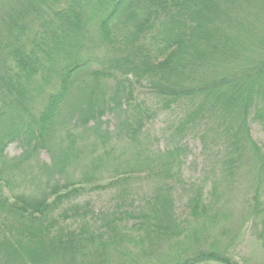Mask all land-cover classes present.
I'll list each match as a JSON object with an SVG mask.
<instances>
[{
	"label": "trees",
	"instance_id": "trees-1",
	"mask_svg": "<svg viewBox=\"0 0 264 264\" xmlns=\"http://www.w3.org/2000/svg\"><path fill=\"white\" fill-rule=\"evenodd\" d=\"M260 3L264 0H15L1 6L0 264H107L110 257L114 264H142L124 251L132 242L124 228L128 220L129 228L142 232L138 243L147 245V258L151 253L159 257L153 253L156 245L177 244L180 237L187 236L183 220L174 212L173 191L179 178L172 168L180 163L186 151L182 140L189 135L198 140L203 154L215 150L216 163L224 165L230 176L245 166L247 171L256 172L250 208L262 211L259 189L264 155L249 134L250 119L264 126V34L261 37L254 24ZM92 21L97 30L94 43L102 49L104 59L107 57L106 76L120 73L127 85L119 82L112 101L101 100L103 108L81 114L73 124H96L106 112L121 113V137L127 143L136 141L145 121L154 114L142 111L135 102L130 104L128 87L139 79L146 81L160 111L177 112L176 125L167 135L177 138L178 143L154 152L139 150L149 152L159 162V171L147 173L161 179L143 202L146 211L123 209L122 190L118 196L123 203L108 212L94 213L85 203L70 204L55 213L61 203L87 190L84 185L88 180L96 179L91 171L102 164L101 156L87 163L88 170L71 183L61 182L66 158L52 154L46 166L52 181L38 196L10 195V191L5 195L3 191V186L13 184L2 177L7 168L4 151L9 144L24 145L28 153L8 168L20 167L37 151L52 148V127L73 79L96 60L80 39ZM150 45L155 46L156 54L150 53ZM33 94L45 96L35 114L28 102ZM146 163L135 159L122 175L89 189H121L131 176L148 167L143 166ZM211 170L201 183H182L189 192L186 223L210 222L211 202L218 199L217 186L211 182L206 195L202 185ZM68 220L77 225L63 226ZM211 263L238 264L227 248L219 251L218 247L192 249L184 256L158 260V264Z\"/></svg>",
	"mask_w": 264,
	"mask_h": 264
},
{
	"label": "rangeland",
	"instance_id": "rangeland-1",
	"mask_svg": "<svg viewBox=\"0 0 264 264\" xmlns=\"http://www.w3.org/2000/svg\"><path fill=\"white\" fill-rule=\"evenodd\" d=\"M14 1L0 0V9L1 6L5 5V8ZM256 9L259 12H255L256 20L254 24L256 25V31L261 33L262 37L264 34V4L260 3V6ZM86 14H89V11H86ZM83 31H85V36L80 38L81 43L96 60L93 59L94 61L87 64L86 68L73 79L69 94L60 106L59 115L53 124L50 138L52 146L50 150L52 152L45 149L39 150L24 161L20 167L8 168L9 165L17 161V158L24 157L28 153V149H25L24 145L9 144L4 151V162L7 168L2 177L13 184L8 188L3 186V191L5 195L10 191V195L38 196L40 190L45 189L47 182L52 181V173L46 168L50 164L52 154L54 156L61 154V157L66 158L61 182L71 183L80 180L82 174L88 170L87 163L92 160L95 161L101 156L103 158L102 164L91 171L96 175V179L88 180L89 183L84 185L87 190H83L78 197L61 203L55 213L60 212L67 205L82 206L85 203L94 213L108 212L112 206L121 204L123 201V209L127 211L136 209L146 211L147 206L143 202L153 188L161 184V179L155 174L147 173L148 171H159V162L154 161L149 152L139 153V150L154 152L178 143L177 138H171V135H167L170 129L176 125L174 122L177 112L174 109L168 112L160 111L158 109L159 104L152 99L147 91L146 81L139 79L128 87L132 99L130 104L133 105L135 102L142 111L147 109L149 112L153 111L154 114L150 120L145 121L136 141L127 143L121 137L120 132L123 133V126L118 124V120L122 118L121 113L106 112L100 120L96 121V124H93V121L84 124H73V119L78 116L81 117V114L84 115L90 111L96 112L103 108L105 103H101V100L103 102V99H105L107 103L112 101V98L116 95V90H118L119 82L124 86L127 85L126 79L120 73L117 76L114 74L112 77L106 76L108 61L107 57L104 59L105 54L101 52L102 49L95 44L97 41L95 23L92 21ZM154 47L150 45L149 51L156 54ZM109 71L113 73L112 69ZM132 79L128 77L127 80L132 81ZM54 91L51 88V92ZM44 100L45 96L39 97L33 94V99L28 101L32 114L41 110ZM249 134L252 141L256 143L264 155V126L250 119ZM182 145L185 146L186 151L180 157L177 168H172L173 174L177 173V178H179V182L174 187L173 202L174 212L183 220L187 236L180 237L177 240L179 244L164 242L156 245L153 253L156 252L160 256L151 253L150 257L147 258L144 253L148 248L147 245L143 247L138 243V238H141L143 234L141 231L129 228L131 222L128 220V223L124 222V228L127 229L126 233L132 237V242L128 247L129 249L126 248L127 244H122L126 248L124 251H129L128 257L137 258L142 264L144 262L145 264L149 262L158 264V260L177 254L184 256L192 249L218 247L219 251L227 248V254L238 264H264V177L259 189V202L262 211L255 212L251 210L250 205L256 172L250 169L247 171L245 166L234 171L232 173L235 175L234 177L230 176L224 165L219 166L218 162L216 163L213 157L215 150L208 154L201 152L198 140L195 139L194 135L185 137L182 140ZM207 155L212 157L206 160ZM249 158L248 160L251 161L252 156ZM135 159H142L143 162H147L143 166L148 167L141 173H135L131 176L127 185L121 189L112 187L89 189L92 185H104L112 176L122 175L123 170H128ZM249 164H252V162ZM209 168L214 170L206 174L208 181L201 185L207 195L210 183H215L218 198L215 202H211L213 209L208 216L210 222L201 224L200 222L188 220L186 223L185 201L189 192L183 184L203 182L205 173ZM122 190H125L123 201L118 196L119 191ZM113 209H115V206ZM71 224L76 226L77 222L68 220L63 223V226H70ZM107 264H114L113 257H110V260L108 259Z\"/></svg>",
	"mask_w": 264,
	"mask_h": 264
}]
</instances>
